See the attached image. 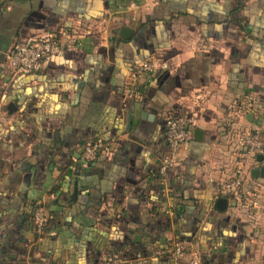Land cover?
Returning a JSON list of instances; mask_svg holds the SVG:
<instances>
[{"label": "crops", "instance_id": "0c3cea01", "mask_svg": "<svg viewBox=\"0 0 264 264\" xmlns=\"http://www.w3.org/2000/svg\"><path fill=\"white\" fill-rule=\"evenodd\" d=\"M0 2V264H264V155L216 207L237 169L231 124L264 130V0ZM61 30L73 50L8 69L15 42ZM170 117L192 118L193 140L163 175Z\"/></svg>", "mask_w": 264, "mask_h": 264}, {"label": "built area", "instance_id": "2783aa9c", "mask_svg": "<svg viewBox=\"0 0 264 264\" xmlns=\"http://www.w3.org/2000/svg\"><path fill=\"white\" fill-rule=\"evenodd\" d=\"M76 41L61 31L59 36L46 34L27 40H18L7 52L6 62L10 71L19 74H32L47 68L52 59L62 53L75 48ZM155 65L151 61L139 64L133 78L138 80L145 75L154 72ZM133 93V92H132ZM247 108L250 104L246 105ZM232 127V135L237 141L235 144L237 154V169L234 176L229 180L220 182L217 185L218 198L240 199L245 178L250 172L251 164L260 155H264V130L243 129L237 125ZM194 121L187 117H171L166 122V141L168 155L163 163L161 173L164 175L168 169L174 168L179 163L181 150L193 140ZM107 150V146L98 140L85 146L83 152V163L88 166L95 162L100 153ZM256 202L259 194L254 195ZM49 217L42 207H38L34 214V224L39 234H43L48 226ZM175 256L181 258L186 248L181 243L174 245ZM109 263H114L110 258Z\"/></svg>", "mask_w": 264, "mask_h": 264}, {"label": "water", "instance_id": "95a60500", "mask_svg": "<svg viewBox=\"0 0 264 264\" xmlns=\"http://www.w3.org/2000/svg\"><path fill=\"white\" fill-rule=\"evenodd\" d=\"M131 34V30H128V29H125L124 31H123V36H128V35H130ZM132 124H136V121L135 122H133V115L132 114H130L129 115V121H128V125H129V127H131V125ZM203 132L201 131V130H197L196 132H195V137H196V139H203ZM261 159V158H260ZM259 175H261L262 177H264V168L263 169H261V170H255L254 172H253V176L254 177H257V176H259ZM27 183V182H26ZM227 205H228V200H226V199H223V198H220V199H218V201L216 202V207H217V209L219 210V211H225L226 210V208H227Z\"/></svg>", "mask_w": 264, "mask_h": 264}, {"label": "trees", "instance_id": "16d2710c", "mask_svg": "<svg viewBox=\"0 0 264 264\" xmlns=\"http://www.w3.org/2000/svg\"><path fill=\"white\" fill-rule=\"evenodd\" d=\"M1 3V2H0ZM3 4V3H2ZM62 31V30H61ZM61 31H58V32H55V34L54 35H56V36H59V34H60V32ZM136 69V68H135ZM135 71V70H134ZM171 118V117H170ZM92 143H94V142H92Z\"/></svg>", "mask_w": 264, "mask_h": 264}]
</instances>
